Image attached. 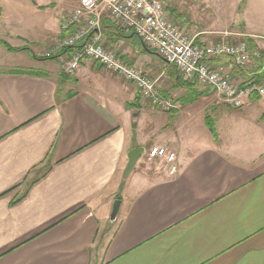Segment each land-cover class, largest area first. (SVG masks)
<instances>
[{
  "label": "crops",
  "instance_id": "0c3cea01",
  "mask_svg": "<svg viewBox=\"0 0 264 264\" xmlns=\"http://www.w3.org/2000/svg\"><path fill=\"white\" fill-rule=\"evenodd\" d=\"M77 3L0 0L16 42L0 39V264H264V99L240 109L215 102L107 19V48L181 109L158 110L90 61L63 79L65 55L42 54ZM201 36L198 45L213 44ZM206 63L237 85L262 73L228 57ZM156 147L175 154L174 175L147 159ZM133 148L144 153L122 181Z\"/></svg>",
  "mask_w": 264,
  "mask_h": 264
},
{
  "label": "built area",
  "instance_id": "2783aa9c",
  "mask_svg": "<svg viewBox=\"0 0 264 264\" xmlns=\"http://www.w3.org/2000/svg\"><path fill=\"white\" fill-rule=\"evenodd\" d=\"M167 8L164 0H78L61 25L62 39L54 43L58 49L71 48L61 63L62 72L72 76L82 63L91 61L97 68L134 84L140 97L158 110L175 113L181 109L177 101L160 96L155 80L105 48L101 28L107 19L118 30L134 35L146 49L173 66L180 77L194 79L199 86L211 89L225 106L240 109L252 98L264 99V84L234 85L222 68H211L206 63L210 58L228 57L236 65H244L259 58L257 50H249L244 43L198 45L199 35L186 34L174 24ZM44 57L52 56L47 53ZM147 159L161 161L168 175L177 172L176 156L165 148L152 149Z\"/></svg>",
  "mask_w": 264,
  "mask_h": 264
},
{
  "label": "rangeland",
  "instance_id": "374dc122",
  "mask_svg": "<svg viewBox=\"0 0 264 264\" xmlns=\"http://www.w3.org/2000/svg\"><path fill=\"white\" fill-rule=\"evenodd\" d=\"M74 1L76 3L78 2L77 0ZM164 2L168 7V14L170 15V19L174 22V24L182 27L183 31L189 35L198 34L200 36L202 33H204L205 36L201 37H210L211 43H213L207 45L244 43L246 46L251 47L253 43V47L251 48H254V50L259 52L264 50V11H262V7L257 3V0H164ZM77 4H74L73 7H70L67 12L64 13L65 18L76 8ZM1 16L3 18L6 16V14L1 12ZM108 23L117 35L122 37L124 34L126 35V32L118 30L111 22ZM0 24V39L5 40L9 45L15 47L16 42L14 40V35L11 33L13 32L11 26L8 25L7 21L2 23L0 21ZM103 29L101 28L102 44L105 46V48H107L109 45L107 43V37L105 36ZM248 34L249 36L256 38H252V42H248L251 39L247 36ZM62 35L63 33L59 37L60 39H62ZM55 42L56 40H54V43ZM56 45L57 43L51 45L49 50L45 51V53L42 54L43 57H41L45 58L44 55L47 53H49V55L52 57L60 53L62 49H58ZM0 47H3L1 41ZM4 48L8 52L11 51V47L9 46ZM8 48H10V50ZM107 49L115 51L126 62L122 52L117 51L115 48L108 47ZM2 58L3 57L0 55V59ZM17 58L18 57L15 55L12 56L14 62ZM6 59L5 64L9 62V60ZM56 60L57 59H54L53 61ZM262 60L255 58L249 61L246 65L253 67L255 65L261 64ZM64 61L65 58L61 60V63H64ZM91 63L95 65L93 62ZM60 71H62L61 66ZM260 83L264 84V79H262ZM233 84L236 85L234 82ZM215 102L224 105L219 99H215ZM158 162L159 163H156V166L160 170L166 171L165 165H163L161 161Z\"/></svg>",
  "mask_w": 264,
  "mask_h": 264
},
{
  "label": "water",
  "instance_id": "95a60500",
  "mask_svg": "<svg viewBox=\"0 0 264 264\" xmlns=\"http://www.w3.org/2000/svg\"><path fill=\"white\" fill-rule=\"evenodd\" d=\"M144 153L143 148H133L131 149L128 154L126 155L127 162L125 167L122 171L121 180L124 181L129 174L133 171L134 166L136 165L137 161L139 160L140 156ZM120 208V201L115 200L112 206V211L110 214V223H113L117 217Z\"/></svg>",
  "mask_w": 264,
  "mask_h": 264
},
{
  "label": "trees",
  "instance_id": "16d2710c",
  "mask_svg": "<svg viewBox=\"0 0 264 264\" xmlns=\"http://www.w3.org/2000/svg\"><path fill=\"white\" fill-rule=\"evenodd\" d=\"M103 28H105V25H102V29H103ZM103 30H104V29H103ZM248 42H252V40L250 39ZM247 45H248V43H247ZM7 47H8V46H7ZM251 47H253V43H252V46H251ZM251 47L247 46V48H248L249 50L253 51L254 48H251ZM8 49L10 50V48H8ZM255 49H256V46H255ZM70 50H71V48H65V49H62V51L59 53V55H56V56H53V57H49V58H45V59H46V60H50V59H58L60 56L66 55ZM258 52H259V51H258ZM262 58H263V60H262ZM259 59L262 60V63L259 64L260 67H261V68H259V71H262V73H261V75L259 76V77H260L259 81H257V82H253V83H256V84L260 83V82L262 81V79H264V72H263V70H264V50H262L261 52H259ZM62 78H63V79H66V78H68V75H66V76L63 75ZM194 95L196 96V98H195L194 100H196V99L200 96V95L197 94V93H195ZM262 119H264V117H262ZM206 124L208 125V127H209V131H210V133L212 134V136L215 137V132H214V129H213V123L206 122Z\"/></svg>",
  "mask_w": 264,
  "mask_h": 264
}]
</instances>
